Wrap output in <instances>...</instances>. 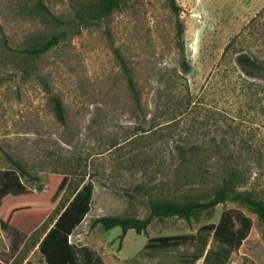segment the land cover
Here are the masks:
<instances>
[{
    "label": "rangeland",
    "instance_id": "obj_1",
    "mask_svg": "<svg viewBox=\"0 0 264 264\" xmlns=\"http://www.w3.org/2000/svg\"><path fill=\"white\" fill-rule=\"evenodd\" d=\"M40 1L69 22L75 7L99 0H0L7 37L0 33V260L46 264L39 242L75 192L92 182V209L70 238L81 264H205L197 256L215 245L212 232L201 228L230 209L243 210L253 227L227 264H264V223L235 202L200 211L191 221L155 218L146 233L132 229L123 239L121 227L94 225L101 216L147 218L156 198L207 200L228 165L238 168L244 190L264 197V0H176L179 16L169 0H122L110 16L75 35L68 25L51 24L38 10ZM65 27L68 37L38 60L24 53ZM241 54L262 70H245ZM121 58L133 70L142 110ZM50 92L66 107V125L55 116ZM178 145L202 153L183 162ZM54 173L71 181L43 227L26 235L2 222V205L22 193L18 182L44 192ZM163 236L176 242L149 245Z\"/></svg>",
    "mask_w": 264,
    "mask_h": 264
},
{
    "label": "trees",
    "instance_id": "obj_2",
    "mask_svg": "<svg viewBox=\"0 0 264 264\" xmlns=\"http://www.w3.org/2000/svg\"><path fill=\"white\" fill-rule=\"evenodd\" d=\"M122 0H99L82 4L74 8V20L66 22L57 17L51 9L44 3L37 4L38 10L47 16L51 24L58 26L68 25L72 27V35L81 32L83 27L97 24L102 19L110 16L116 11ZM172 10L179 16L180 8L176 0H169ZM69 28L65 27L61 32L51 36L42 43H36L27 47L24 53L32 59L38 60L43 54L54 46L58 45L69 35ZM177 36L179 41L184 39V24L177 21ZM0 33L4 40L7 37L0 25ZM239 64L247 71H260L262 65L247 54L238 56ZM121 66L127 79L128 88L133 96L136 106L142 110L141 91L137 86L133 70L126 61L121 58ZM182 70L188 73L191 70L190 62L184 58ZM43 83H46L43 80ZM46 85H48L46 83ZM50 91V88L47 86ZM51 102L57 120L67 124L66 107L62 99L51 93ZM198 148H188L182 145L176 147V153L183 162H190L194 157H198L201 152ZM224 150L217 151L219 157ZM202 153V152H201ZM8 161L27 175L28 171L21 163L10 154H6ZM193 158V159H192ZM69 174L54 173L49 176V186L44 192L31 191L21 182L17 186L22 193L16 197L8 199L1 207V220L4 224L23 232L26 235L32 234L44 226L50 215L56 210L70 185ZM246 181H241L239 170L234 165H228V169L222 180L218 181L212 188V196L203 200L196 196H186V198H156L150 201L151 213L147 218L120 216H101L98 217L94 225L102 224L107 230L115 227L122 228L121 239L126 233L133 229L138 233L147 232L148 226L155 218L180 217L191 221L193 216L200 211L212 210L220 204L235 202L247 208L264 223V197H260L255 191L244 190ZM94 185L92 182L83 184L78 189L73 198L63 208L53 226L46 230L39 245V251L44 257L46 264H81L75 245L71 242L73 231L84 222L92 209V199ZM253 227V219L241 209H230L223 213L217 224L212 223L203 226V231L212 232L213 243L207 251H203L196 259L203 258L205 264H227L232 253L241 247L245 239L249 236ZM176 238L163 236L149 239L150 244H158L164 247L176 242ZM91 260H88V262ZM0 264H6L0 260ZM89 264H92L89 263Z\"/></svg>",
    "mask_w": 264,
    "mask_h": 264
},
{
    "label": "crops",
    "instance_id": "obj_3",
    "mask_svg": "<svg viewBox=\"0 0 264 264\" xmlns=\"http://www.w3.org/2000/svg\"><path fill=\"white\" fill-rule=\"evenodd\" d=\"M56 221V220H55ZM83 223H81L74 231H73V234L72 235H78L79 233H80V227H81V225H82ZM53 226V225H52ZM132 230V229H131ZM46 234V233H45ZM45 234H44V236H45ZM71 235V236H72ZM71 238V237H70ZM43 239V238H42ZM42 241V240H41ZM40 241V242H41ZM40 242H39V244H38V247H39V245H40ZM72 242V241H71ZM73 243V242H72ZM201 259H203V258H201Z\"/></svg>",
    "mask_w": 264,
    "mask_h": 264
}]
</instances>
